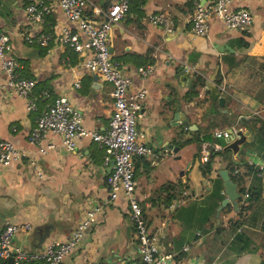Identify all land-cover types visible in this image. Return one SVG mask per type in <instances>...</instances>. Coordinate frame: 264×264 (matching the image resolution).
I'll return each mask as SVG.
<instances>
[{"label":"crops","instance_id":"crops-1","mask_svg":"<svg viewBox=\"0 0 264 264\" xmlns=\"http://www.w3.org/2000/svg\"><path fill=\"white\" fill-rule=\"evenodd\" d=\"M31 1L37 0H0V30L10 36L19 61L17 72L36 80L33 96L44 94L42 102L37 98L36 107L28 109L25 97L5 87L0 63V140L12 142L22 154L7 166L0 164V231L9 222L28 223V228L15 232L13 245L37 250L66 239L88 209L101 205L61 264H132L140 259L135 228L124 196L109 200L104 150L88 136L69 150L58 135H52L57 146L39 153L37 144L28 139L51 96H67L91 130H103L113 108L112 84L89 71L79 51L56 39L63 26L77 29L75 22L67 20L59 0H44L52 4L51 11L35 27L55 35L48 46L23 38L30 26L25 6ZM114 1L89 0L84 14L99 22L102 11ZM188 1L132 0L128 12L109 31L112 57L132 76L131 88L148 89L138 130L152 150L134 157V194L159 250L173 254L169 264H264V0L232 1L233 7H247L253 14L247 29L230 30L221 19L211 18L202 35L191 28ZM156 11L171 12L172 30L149 21ZM146 64L153 65V70L142 77L137 68ZM216 66L215 81L226 96L224 106L217 105L205 87ZM198 79L202 82L197 86L199 93L188 99L187 92ZM178 104L196 127L175 124ZM242 119L244 123L237 127L246 140L238 154L231 151L239 172L230 176L243 173V181L236 182L241 201L245 198L240 188L252 194L260 190V199L241 218L239 199L237 207L228 202L218 209L225 197L219 173L225 162L215 156L209 171L203 173L201 164L206 161L201 157L225 143L214 129ZM186 138L191 140L177 144ZM168 144L172 148L163 147ZM32 159L37 160L41 176ZM235 220L241 225L234 226ZM239 232L246 236L235 240Z\"/></svg>","mask_w":264,"mask_h":264},{"label":"built area","instance_id":"built-area-1","mask_svg":"<svg viewBox=\"0 0 264 264\" xmlns=\"http://www.w3.org/2000/svg\"><path fill=\"white\" fill-rule=\"evenodd\" d=\"M89 0H59L58 4L69 22H75L77 29L63 26L57 33L56 39L63 46L87 54L84 64L87 69L96 73L102 80L112 84L113 108L107 126L99 130H91L84 126L81 111L74 107L65 95L55 96L46 109L36 118L28 139L37 144V152L46 153L55 148L57 143L52 135H58L60 144L69 150H75L77 140L88 136L95 140L104 150L103 162L113 164L107 173L106 183L109 189V200H114L122 194L129 207V215L138 241L140 259L132 264H169L172 253H163L159 250L156 237L146 226L142 207L135 197L137 181L134 175V157L151 153V146L138 130V122L143 115V105L148 93L145 86L132 87V76L125 72L120 60L113 58L109 50L108 32L112 25L120 20L129 10L130 0H116L103 12L99 22L88 19L84 10ZM233 0H194L189 21L196 34H204L209 28L211 18H219L224 26L230 30H245L253 20V14L244 6L233 7ZM52 4L44 0L31 1L25 6L26 17L30 26L23 34L28 43H37L47 47L55 35L49 30H36L46 15L51 11ZM149 21L166 31L173 29V15L168 11H156L149 15ZM13 45L10 36L0 30V63L5 73V87L27 100V108L34 109L39 96H33L36 80L30 76H22L17 72L19 61L13 55ZM153 70V65L138 66L137 72L142 77ZM75 84L78 86L79 81ZM225 127L213 130L216 136H222ZM21 150L12 142L0 140V164L7 166L20 159ZM202 161L208 159L203 155ZM38 175L42 171L37 160H31ZM234 169V173H238ZM248 192L243 193V198ZM101 205L88 209L79 219L71 234L64 240H54L37 249L27 250L13 245L15 232L28 223L9 222L0 231V260L5 263L12 257L11 264H21L23 260L43 259V264H61L63 258L79 244L85 228L94 220ZM187 248V247H185Z\"/></svg>","mask_w":264,"mask_h":264},{"label":"water","instance_id":"water-1","mask_svg":"<svg viewBox=\"0 0 264 264\" xmlns=\"http://www.w3.org/2000/svg\"><path fill=\"white\" fill-rule=\"evenodd\" d=\"M110 37H111L110 33L108 32V39H110ZM109 50L111 53L113 52L111 45H109ZM86 54H87L86 50H82L80 52V57L82 58V61H84ZM217 74H218V66H216L213 72L211 73L209 80L205 82V87L206 89L209 90L210 98L213 101L217 102V105L224 106L226 96L220 93L221 91H220L219 84H217L215 81ZM94 78L95 79L97 78L96 74ZM189 81L190 80H186V84H189ZM223 112L227 114V110L224 109ZM173 119H174L175 124L178 122H181L188 128H193V125L194 127H196L195 124H192L189 122L186 114L180 109L179 104L176 105V110L174 112ZM238 124H239L238 121H235L233 123L230 122L229 125L224 128L225 129L224 134L222 136H218L220 140H223L225 142L222 145V148L230 149L233 152V154H238L241 144L244 143V141L246 140V134L243 132L240 126L237 127ZM163 147L172 148V144L164 145ZM176 150H177V146L176 148H173V151H176ZM112 164H113V161H111L109 164V170L111 169ZM219 173H220L221 178L223 179L225 197L221 200V203L218 209H220L222 206H224L228 202H231L235 207H237L238 199L240 198V193L237 190V183L230 176L227 169L225 168L220 169ZM11 262H12V257H8L4 264H11Z\"/></svg>","mask_w":264,"mask_h":264},{"label":"trees","instance_id":"trees-1","mask_svg":"<svg viewBox=\"0 0 264 264\" xmlns=\"http://www.w3.org/2000/svg\"><path fill=\"white\" fill-rule=\"evenodd\" d=\"M193 1L194 0H189V8L190 11H192L193 8ZM132 0H130V5H131ZM218 79V77H217ZM198 83H202L200 79H198V81H196L195 83H193L190 87V90L187 92L188 95V99H193L195 96L198 95L199 93V89L197 88ZM48 93V92H47ZM49 93L51 94V90L49 91ZM43 96L44 94H41V96L39 97V101H43ZM49 97V96H48ZM52 99L55 96H51ZM244 119H242L241 121H238L239 124H243L244 123ZM191 139H182V140H178L177 144L179 145H184L186 143H188ZM196 140L195 137L191 140ZM215 156H219L221 161L225 162V169H227V171L229 172V174L232 176V172H234V169H238V165H236L237 163L234 161L233 156H232V152L230 149H223V148H218L217 150H215L210 156H208V159L206 160V162H203L201 164L202 167V171L203 173H206L207 171H209L210 166L212 165V161L214 159ZM239 170V169H238ZM243 173L239 174V175H233V180L237 183H241L243 181L242 178ZM240 190L242 192H248V196L245 198V200L243 199V201H241L239 199V210H238V216L242 218V216L245 214L244 212L247 209H253V202L255 200L260 199V190H257L255 193L252 194V192L250 190L246 191L243 188H240ZM256 206V205H255ZM257 208V206H256ZM232 224L234 226H238L239 224L241 225V222L239 220H235L232 221ZM261 229L264 230V219H262L261 222ZM245 235L244 232H239L236 236H235V240H240L242 239ZM240 251H243L242 249ZM0 264H3V261L0 260ZM21 264H43V260L42 259H30V260H23L21 262Z\"/></svg>","mask_w":264,"mask_h":264}]
</instances>
